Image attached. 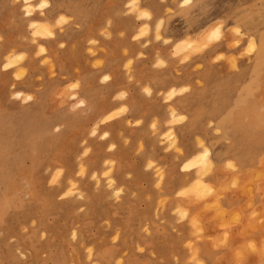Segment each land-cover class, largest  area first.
I'll list each match as a JSON object with an SVG mask.
<instances>
[{"label": "rangeland", "instance_id": "rangeland-1", "mask_svg": "<svg viewBox=\"0 0 264 264\" xmlns=\"http://www.w3.org/2000/svg\"><path fill=\"white\" fill-rule=\"evenodd\" d=\"M262 49L264 0H0V264H205L202 130L264 109Z\"/></svg>", "mask_w": 264, "mask_h": 264}, {"label": "crops", "instance_id": "crops-1", "mask_svg": "<svg viewBox=\"0 0 264 264\" xmlns=\"http://www.w3.org/2000/svg\"><path fill=\"white\" fill-rule=\"evenodd\" d=\"M226 91L228 95L232 91V102L218 103L210 110L215 112L212 120L218 133L202 130L211 161L208 173L202 179L197 176L200 166L182 170L179 165L178 178L193 175L194 180L200 178L212 185L203 200L187 203L188 214L199 218L201 239L196 244L204 263L264 264V109L238 102L234 89ZM208 110L207 106L202 112ZM208 120L209 115L204 114L202 128L210 127ZM196 148H186L188 155L192 154L188 159L202 151ZM188 219L189 215L186 237Z\"/></svg>", "mask_w": 264, "mask_h": 264}, {"label": "snow or ice", "instance_id": "snow-or-ice-1", "mask_svg": "<svg viewBox=\"0 0 264 264\" xmlns=\"http://www.w3.org/2000/svg\"><path fill=\"white\" fill-rule=\"evenodd\" d=\"M185 2L187 3V0H185ZM41 6L43 7L44 5H41ZM145 15H147V14L145 13ZM61 19H63V18H61ZM157 39H160V37L157 36ZM5 67H7V65H5ZM105 79H107V77H105ZM73 87H75V85H73ZM81 103H83V101H81ZM203 155L205 157H207L209 155V153L205 150L204 153H203ZM250 247H251V245H250Z\"/></svg>", "mask_w": 264, "mask_h": 264}, {"label": "bare ground", "instance_id": "bare-ground-1", "mask_svg": "<svg viewBox=\"0 0 264 264\" xmlns=\"http://www.w3.org/2000/svg\"><path fill=\"white\" fill-rule=\"evenodd\" d=\"M218 27V26H217ZM219 28V27H218ZM215 33H216V31H215ZM217 34H219V30H218V32H217ZM262 55H263V53H264V50L262 49V52H260ZM261 54H260V56H261ZM202 155H203V153H201ZM202 158H203V156H202ZM207 159V158H206ZM199 177H200V175H198ZM201 180V179H200ZM202 181H200L199 183H201ZM203 183V182H202ZM204 184V183H203ZM203 186H205V185H203ZM205 188V187H204ZM200 191V190H199ZM211 192V191H210ZM209 192V193H210ZM200 195H202V194H200ZM198 196V195H197ZM199 219V218H198Z\"/></svg>", "mask_w": 264, "mask_h": 264}]
</instances>
